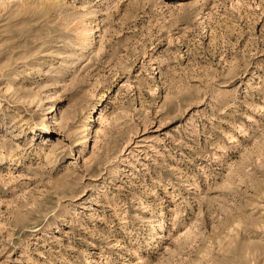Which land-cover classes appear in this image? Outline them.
<instances>
[{
  "label": "rangeland",
  "instance_id": "obj_1",
  "mask_svg": "<svg viewBox=\"0 0 264 264\" xmlns=\"http://www.w3.org/2000/svg\"><path fill=\"white\" fill-rule=\"evenodd\" d=\"M0 264H264V0H0Z\"/></svg>",
  "mask_w": 264,
  "mask_h": 264
},
{
  "label": "bare ground",
  "instance_id": "obj_2",
  "mask_svg": "<svg viewBox=\"0 0 264 264\" xmlns=\"http://www.w3.org/2000/svg\"><path fill=\"white\" fill-rule=\"evenodd\" d=\"M179 2V1H178ZM32 131V130H31Z\"/></svg>",
  "mask_w": 264,
  "mask_h": 264
}]
</instances>
